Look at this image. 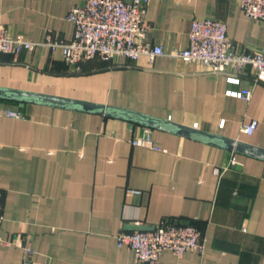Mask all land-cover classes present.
<instances>
[{
  "label": "crops",
  "instance_id": "1",
  "mask_svg": "<svg viewBox=\"0 0 264 264\" xmlns=\"http://www.w3.org/2000/svg\"><path fill=\"white\" fill-rule=\"evenodd\" d=\"M81 2L0 0V20L34 42L49 34L68 42L67 17ZM205 18L225 22L240 51L264 52V24L232 0H150L147 43L184 50L193 20ZM232 77L239 84L168 56L76 69L48 47L0 55V88L127 109L264 150V82L251 69ZM242 90L252 91L250 101L230 94ZM0 192V264H23L26 247L33 264H142L116 237L165 219L193 225L205 250L164 252L161 264H264V161L200 140L0 99Z\"/></svg>",
  "mask_w": 264,
  "mask_h": 264
},
{
  "label": "built area",
  "instance_id": "2",
  "mask_svg": "<svg viewBox=\"0 0 264 264\" xmlns=\"http://www.w3.org/2000/svg\"><path fill=\"white\" fill-rule=\"evenodd\" d=\"M244 14L264 24V0H232ZM150 0H82L72 8L67 19L74 25L71 41L54 39L49 34L43 42H34L22 34L11 33L0 20V55H20L33 52L39 47L60 50L65 62L72 68L95 59L116 64L121 60L132 62L147 57L151 62L158 57H171L185 62L201 65L212 75H226L232 83L239 84L236 73L253 70L257 82H264V52L246 53L240 51L228 36L225 22L205 18L193 20L189 32V46L167 54L163 47L148 45V29L145 16ZM231 96L250 101L251 90L230 92ZM9 117L21 119V112H7ZM254 125L244 128L252 135ZM135 146L153 147L145 140H136ZM232 164H237L236 160ZM226 170H216L222 175ZM136 193V192H133ZM2 193L0 192V233L4 222ZM118 248H127L142 264H161L164 252H170L177 258L189 252L203 254L205 245L200 232L190 224L178 220L165 219L153 230L122 232L117 237ZM0 243L1 240H0ZM28 258L23 264H33L34 252L25 248Z\"/></svg>",
  "mask_w": 264,
  "mask_h": 264
},
{
  "label": "water",
  "instance_id": "3",
  "mask_svg": "<svg viewBox=\"0 0 264 264\" xmlns=\"http://www.w3.org/2000/svg\"><path fill=\"white\" fill-rule=\"evenodd\" d=\"M0 99L17 102L21 105L34 104L66 110H73L83 113L96 114L112 119H120L131 124L139 125L149 129H156L174 133L183 138L196 139L214 146L224 148L228 151L264 161V150L251 145L229 140L220 136L211 135L197 131L185 126L174 124L165 120L121 108L93 104L90 102L29 93L19 90L0 88ZM153 228L135 227L133 231H150Z\"/></svg>",
  "mask_w": 264,
  "mask_h": 264
}]
</instances>
